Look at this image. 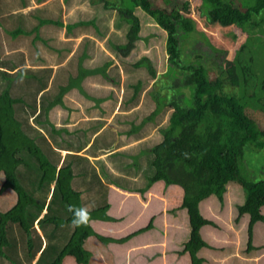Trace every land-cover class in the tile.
<instances>
[{"label":"trees","instance_id":"obj_1","mask_svg":"<svg viewBox=\"0 0 264 264\" xmlns=\"http://www.w3.org/2000/svg\"><path fill=\"white\" fill-rule=\"evenodd\" d=\"M43 1L35 0L37 4ZM15 2L0 0V24L2 26L4 22L9 26L7 30L11 29V37L34 31V27L30 31H26L25 27L24 12L30 18L34 13L22 10L27 8L28 1ZM200 4L201 13L208 21L223 25L240 24L250 19L257 22L264 12V0H254L243 9L235 7L233 0H200ZM103 5L117 10L119 21L127 25L126 40L116 44L118 49L115 50L122 56H126L134 48L135 41L141 38L140 21L134 12L137 7L149 14L166 32L167 68L164 76H167V79L161 81L159 89L148 92L154 102L152 111L142 116L137 110L140 105L129 114H123L124 118L118 121L124 125L122 134L138 140V145L150 143L145 151L139 149L138 154H131L132 160L127 163L139 176L145 177V183L138 191L146 190L158 180H163L165 185L176 184L182 188L180 207L186 209L190 226L189 238L182 250L188 251L191 264H200L202 258L197 256V251L208 246L201 236L200 229L207 224L215 226V223L202 216L198 204L211 194L223 202L226 185L229 181H235L245 192L243 202L236 205L235 221L244 213L249 215L246 250H251L253 226L257 221H264V179L247 178L241 172L240 163L245 157L246 149L260 150L264 147V128L248 113L256 110L259 104L247 96L249 91L245 80H239L231 71L221 79L214 72L213 64L209 63L210 57L196 48L187 53L189 58L182 59L184 53L181 39L188 38L191 32L193 35L201 34L213 52H220L207 40L203 32L196 29L195 21L191 17L179 15V9L187 12V1L179 5L173 0H156L154 4L153 0H120L119 5V1L115 3L104 0ZM68 25L70 24H67V27ZM7 61L8 63L0 61V66L17 70L15 73L0 70V75L7 79L0 91V175L3 179L0 194L11 188L16 193V201L9 209L0 212V259L5 260L7 264H30L39 252L33 264H62L67 255L72 256L78 264H88L90 255L84 248V242L88 236L96 233L89 230L87 223L71 230H68L69 227L65 228L66 238L58 243H54L58 241L55 240L57 231H54L57 225L54 224L52 230L49 226L53 218L65 224L70 223L71 210L83 208L81 189L73 186L75 177L80 175L81 183L88 189V169L81 167L74 171L77 160L82 157L78 152L86 146V143H81L74 147L79 141L78 129L71 130L67 137H61L58 141L59 127L48 121L50 108L58 104L63 106L61 98L66 88L60 86L62 88L57 89L54 94H48L54 77L50 79L51 68H32L24 63L13 66L14 63ZM131 65L137 68L146 67L152 79L156 76V71L146 56ZM63 67L65 66L60 68ZM100 67H93L89 71H102ZM62 71H67L65 77L70 73L66 68ZM34 72L38 73L37 76H34ZM101 73L105 75L104 71ZM12 74H15L16 78L19 76V82H24L26 86L34 84L29 93L32 96L29 102L21 96L11 95ZM79 74H85L84 70ZM56 77L58 80L57 74ZM76 78L72 79L71 84H77ZM131 84L132 92L121 99V111L141 104L139 96L142 82L136 79ZM260 87L263 88L262 85ZM108 99H111V106H114L117 101L115 97L109 95ZM106 100L105 97L100 98V101ZM22 106L29 109L21 111L24 110ZM19 111L25 114L23 118H20ZM166 113L167 121L162 125ZM29 117L34 119L37 125L48 124L49 138L42 127L28 125ZM25 129H31L32 135ZM153 129L161 133L160 142L151 143L154 136L148 135ZM81 133L87 136L86 132ZM96 139L86 149L87 153L94 156L100 154V151H94ZM103 147L108 148L105 144ZM113 148L116 149L117 145ZM63 149L66 150L64 155L60 153ZM149 167L152 169L151 173ZM21 170L23 171L20 172ZM103 174L107 177L106 173ZM95 181L101 183L98 178L94 179L93 184ZM23 183L27 184V188ZM114 183L119 186L118 179H115ZM103 204L88 210V216L99 219L97 209L106 210L108 206ZM105 219L109 220L110 217Z\"/></svg>","mask_w":264,"mask_h":264},{"label":"rangeland","instance_id":"obj_2","mask_svg":"<svg viewBox=\"0 0 264 264\" xmlns=\"http://www.w3.org/2000/svg\"><path fill=\"white\" fill-rule=\"evenodd\" d=\"M5 1L15 2V0ZM27 1V8H24L22 10H30L34 12V23L32 20L33 17H27L26 12H24V22L26 20L25 26H27L26 31L29 29V27L31 28V26L32 28L34 27V31L30 34L26 32L24 33L23 37H19L18 39L12 40L13 37L10 36L11 29L7 30L8 25L4 22L2 23V26L0 24V28H2V30L0 29V61L8 63L7 60H10L12 63H14L12 64L13 66L23 63H25V65H47L49 62H55V59H62L66 57V51L68 50H65L64 52L60 50L59 52L55 49L58 47L56 45H59L58 41L61 37L64 27L67 28L68 32H70L71 29L74 28L75 31L79 26V31H86L90 36H93L95 39L97 38V42L99 44L96 43L97 47H92L91 45L88 46V57L84 60V62L86 66L90 67L101 66L100 68L102 71L92 73L89 71L90 68L88 69V67H86V70L84 71L85 74H79V72L82 71L84 67L82 66L83 62L81 60H79V64L74 65V63L76 62L75 58L77 59V56L75 58L73 57V59L70 60L65 67L60 68L58 75L61 74V79L56 80V75L53 77V79L51 80L48 94H54L57 89L59 90L63 86L66 88L65 91L68 93L65 94V92V95H62L61 100L62 104L64 105L63 107H57L56 110L52 109L48 112V121H51L53 124L56 125V127H59L58 135L60 137H58L59 139L57 138L58 141L61 139V137H67L69 135L68 132H71V130L78 129L79 136H77V138L79 139V141L75 144L74 147L80 145L81 143H86L88 140V144L90 145V143L94 142L97 137L95 142L96 145L94 146V151L99 152L100 149H102L101 146L104 145L101 144L103 142L104 137L96 135L94 133L92 134V131L94 130L93 128H88L86 131H84L86 132L87 136L82 134L81 129L84 128L86 122H84L81 117H84V115L88 114L98 116L101 111H103L102 114L104 115L111 114V112H108L112 104L111 99H108L109 95L115 97V99L117 100L115 106H119V108H121V99L126 98L130 94V92H132L131 83H134L136 79H140V81L142 82V90L139 96V103L141 104L135 107V109H137L141 105V107L137 109L140 111L139 114L142 116L149 114L154 107V102L150 98L148 92H154V90L159 89L161 81L167 79V76H164V71L167 68V58L165 52L166 32L154 22V20L149 14L145 13L141 8L137 7L134 12L138 16L140 21L139 35L141 38L135 41L134 48L126 56H122L115 50L118 49L116 44L123 43L126 40L125 32L127 25L123 21H119L117 10H115L111 6L105 7L103 5L104 0H45L41 4H36L35 0ZM111 1L115 3H118L119 1L120 5V0ZM157 1L162 2V0ZM173 1L174 3L177 2V4L179 5L185 3L186 1L188 2L189 5L187 12L183 11L182 9H179V15L183 17H191L195 21L196 29H198V31L203 32L207 40L220 51L217 53L213 52L206 45V42L203 36L201 37V34L193 35V33L191 32L188 35V38L182 37L181 39V46L184 53L183 57L181 56L182 59L189 58L187 56V53L189 51L191 52L193 48H196L197 50H200V52L204 54L206 53L208 58L210 57L209 63L213 64L214 72L221 79L227 76L228 71H231L239 80H245V85H247V90L249 91L247 96L259 104V107L256 110L250 112L248 111V113L251 117L256 119L261 128H264V90L260 89V85H262L261 81H264V12L261 14L260 18L257 19V22H255L253 19H250V21L242 22L240 24L237 23L223 25L219 22H210L208 21V19H206L204 14L201 13L202 6L200 4V0ZM253 1L254 0H233V5L237 8L243 9L249 6ZM16 2H18V0ZM155 2L156 0H153V4ZM67 24L70 25H68L67 27ZM84 41H88V39H85ZM20 51H23L24 55L21 54ZM247 53H249V55H246ZM20 54L23 55L24 58L20 57ZM142 56L148 57L152 67L155 69L156 76L154 79L151 78L146 67L142 66L140 68H137L131 65L133 62L137 61ZM21 60H23V62ZM72 67H79V69H77L75 74H72L70 72L69 74H67V77H65L67 71L64 72L62 70L66 68L68 71H70L69 69ZM0 70L7 71L9 73H15L14 71H16L17 68H6L0 66ZM103 71L105 75L101 73ZM33 74L34 76H37L38 73L34 72ZM12 76L13 77L11 82V95L16 97L21 96L26 100V102H29L32 97L29 93L31 92L30 90L34 88V84H29L30 86H26L24 82H19V76L18 78H16L15 74H12ZM74 77H77L76 85L73 83L71 84V81L72 79H74ZM6 82L7 79H4V77L0 75V91L5 86ZM60 86L62 87L60 88ZM72 88L75 89L74 92L71 91ZM167 96L169 98V95ZM47 97L51 98L50 96ZM101 97H105L107 98V100L100 101ZM19 104L20 102L17 103V105ZM86 105L93 107V109L89 112H86L84 110V107H86ZM28 109L29 108H24V110L21 111H27ZM21 111H19L20 118L25 115ZM119 113L125 114L129 112L121 111ZM167 113L163 116L162 125L165 124L167 121ZM119 115H121L118 116L119 120L124 118L123 114ZM139 118L140 117L138 116V119ZM16 119L18 120V118ZM65 119L67 120L66 123ZM27 122L29 126L33 125L36 127H42L43 131L46 134L49 133L48 124L43 123L41 126L37 125L34 119H31L30 117L27 119ZM101 123V121L96 122L94 126ZM116 124L117 119H115L109 125L108 130H106V132L108 131L109 135L116 136V132L112 130L113 126H115ZM152 125H154L153 122ZM123 126L124 125L120 124L116 129L122 130ZM25 131L27 133L29 132L30 135H32L33 133L31 129H25ZM152 133L154 137L151 143H153L154 141L160 142L161 133L157 129H153ZM124 136L125 138L122 137V141L127 140V135L124 134ZM47 137L49 138L48 134ZM89 145L87 147L85 146V149L83 151L78 152V155L82 157L81 159L77 160L74 168V171H77L81 167V169H88V173L86 174L88 189H86L85 184L81 183L80 175L74 178L73 186L81 189V200L82 202H84L82 207L86 208L87 210H93V208H96L98 205H104L103 203H106L109 206V201L107 200V198H105L106 191L110 188V183L116 185L114 182L115 179H117V176L113 175V173L109 170L107 164L111 166V163H117L122 161L121 163L125 162L123 163L122 168L127 170L130 168L129 164L127 163H130L132 160L130 154H138L139 149L145 151V148H148L150 143L148 142L144 146L142 144H137L135 149L131 148L129 152L125 153H122L124 151L122 149L123 151L119 154L120 157H122L120 159L117 158L114 154H106L104 158L93 157V154L87 153L86 151ZM142 146L143 148H141ZM60 153L64 155L66 154V150H60ZM98 155L100 154H97V156ZM128 156L130 157V159L125 158ZM244 156L245 157L241 162L242 164L240 163L241 172L247 178L250 179H264V147L260 150L249 149L248 151L246 149ZM147 157H149V154L147 155ZM110 159L114 160L108 162ZM111 167L114 168L113 166ZM22 171L23 170H21L20 172ZM149 171L151 173V167H149ZM103 173H106L107 177ZM0 174L2 173L0 172ZM93 174H95L94 177ZM95 178H98L102 184L100 182L97 183L96 181L93 184ZM2 180L3 179L0 175V184ZM144 183L145 177L142 178L140 175V181L138 184H140V186H143ZM130 184L134 185L135 182L129 179L127 185L129 186ZM26 185L27 184L23 183V186L25 188H27ZM174 185L176 184H172L171 186ZM163 186L167 185H165L163 180H158V184L154 186V190L160 191ZM100 187L105 191L102 192V195H100L99 193ZM174 188L177 191H168L166 196L169 199V203L171 202V205L174 204V202L176 201H182L183 193L181 187L177 185ZM144 191H139V193H143ZM244 195L245 192L239 184H237L235 181H229L226 185V191L223 194V202H220V200L214 194H211L206 198L202 199L198 204L202 216L207 219H211L215 223H217V226L219 225L217 229L219 231L218 233L222 235L225 239L227 236H229L230 238L233 236L235 237V234L230 232L231 229H236L233 228V218L237 216L236 205L238 203L243 202ZM110 196H113L112 202L114 201L115 205H117L116 200L119 199V195H117L116 192L113 191L111 192ZM104 198L106 199L105 201ZM15 201L16 193L11 188H7L6 190H4V192L0 194V212H4L9 209L15 203ZM128 202L130 204L134 202L136 203L135 199L132 197H129L127 199V203ZM137 204L138 203H136V205ZM153 204L151 206L152 209L160 207V202L158 201H155ZM132 205L133 204H131L130 207ZM108 206V210L99 208L96 211L98 212V221L108 222L105 223L107 224V226H103L104 231H102V228L97 224L98 222H96L95 218H91L90 216H88L89 218L87 225L89 226V230L96 233V235L91 234L84 242V248L88 251L90 255L89 261L91 262V264H98L100 256L107 258L110 262H113V264H121L125 261V248H118L119 251L113 253V251L106 247L110 244L111 241L122 243L126 240H129V235H127L126 237L125 235L122 236L114 234L111 235L112 237L108 235L110 233L107 232V229H112L113 227V224L111 223V218H114L119 215V213L116 212L115 209H111V204L110 207ZM136 209L137 208L131 211L132 215H130L129 217L133 218L134 215H138L139 212L136 211ZM43 210H45V208ZM147 211L148 210L144 212L142 211L139 214L137 223L144 221L147 223L149 218ZM43 213L44 211L41 213V215ZM54 213H52V215ZM262 213L264 214V207L262 208ZM101 216L103 218H101ZM108 217H110V219L106 220L105 218ZM129 220L130 219H128V221ZM242 221L243 223L240 227L241 230L240 232L238 231V234L236 235L238 238V242L240 243L239 248L241 247L244 249L247 245V215L244 217V219H242ZM183 223V230L189 229L188 221L186 222V220H184ZM54 224L57 225L56 229H54V231H57L55 240H58L57 242L54 241V243H58L59 240L62 242L63 240H65L64 238H66V235L64 234L65 228L68 229L69 227L68 230H71L72 227L70 226L69 222L66 223L68 225L66 227L65 222H62L61 220L59 222L57 218H53L50 220L49 223L50 230H52V228L55 226ZM133 225L134 223L132 224V226ZM135 226L137 227L138 224ZM209 228H212V226L206 225L202 229L201 233L204 236L207 233H212ZM234 231L236 230H233V232ZM184 232V237L188 238V233L186 234V231ZM215 242L216 244H213L210 240V244L217 246L214 250L215 253H210V257L214 259L206 260L205 263H203L202 260L200 264H240L238 261H234V258H231L227 262L219 263L220 258H222L225 255V252L230 250L232 247H228L227 244L220 243L221 241L219 239ZM126 243L131 244L132 241H127ZM179 244L180 243H178V245ZM252 244L254 246L264 244V221H257L254 224ZM253 247L251 249H253ZM254 248L256 252H259L261 249L259 247V249H256L257 247ZM202 252L206 254L209 253L207 249H204ZM204 253L201 255V257L207 258ZM72 261H74V259L66 261L65 264H72ZM0 264L7 263L5 260L0 259ZM128 264H137V261L131 258V261ZM138 264H145V260H142V262H138Z\"/></svg>","mask_w":264,"mask_h":264},{"label":"crops","instance_id":"obj_3","mask_svg":"<svg viewBox=\"0 0 264 264\" xmlns=\"http://www.w3.org/2000/svg\"><path fill=\"white\" fill-rule=\"evenodd\" d=\"M41 3H39V4H41ZM32 20L34 23V18ZM25 27L27 28V26H25ZM31 28H32V26H31ZM31 28L29 27V31ZM0 29L2 30V28H0ZM79 30H80V28L78 26L75 31L73 28V29H71L70 32H68V31H66L65 27H64V30L62 31L61 37L58 41L59 45H56L58 47L55 49L59 52H60V50H62L63 52L65 50H68V51H66L67 52L66 57H64L62 59H55L56 60L55 62H52V63L49 62L47 65L40 64V65H26V66H29L32 68H36V67H44V68L49 67V68H51L52 70H51V74H50V79L53 76H55L56 74L58 75V72H59L58 69L60 67H62V65L66 66V64H68L69 61L72 60L73 57L75 58L76 56H77V59L75 58L76 62L74 63V65L79 64V60H81L83 62L82 66L84 67V69H83L84 71L86 70L85 69L86 67H88V69L89 68L92 69L93 67H97V66H92V67L86 66L85 62H84V60L87 59V57H88V48H89L88 46L91 45L92 47L93 46L97 47V44H96V43H98L97 38L95 39L93 36H90L86 31L81 32ZM30 33L31 32H29V34ZM23 36H24V33H21V34L19 33L17 36L13 37L12 40L18 39L19 37H23ZM85 39H88V41H84ZM102 41H103V39H102ZM20 53L24 55L23 51H20ZM23 55H21L20 57L24 58ZM50 60H52V59H50ZM24 65H25V63H24ZM77 69H79V67H72L69 70L72 74H75ZM59 75H58V78L60 77L59 79H61V74H59ZM263 82H262V85L264 86ZM260 89L264 90V87L263 88L260 87ZM71 91L74 92L75 89L72 88ZM67 93L68 92H66L65 94H67ZM79 93H80V91H79ZM63 106L58 104V105H55L52 108H50V110H52V109L56 110L57 107L61 108ZM92 109H93V107H90L88 105H86V107H84V110L86 112H89ZM131 110H135V107H134V109L128 108L124 112L130 113ZM104 111H106V110H104ZM102 112L103 111H101V113H99L98 116H95L93 114L84 115V117L82 116L81 118L84 122H86V125L84 126L83 129H81V131H86L88 128H93L94 130L92 131V134L94 133L96 135H100V136L104 137L103 142L101 144H105L107 146L111 145V147L108 146V148L107 147L103 148V146H101L102 149H100V151H105V152H101L100 155L93 156V157L104 158V156L106 154L107 155L114 154L117 158L120 159V158H122L119 155L120 152H122L124 150L122 153H125V152H129V150L131 148L135 149L136 148L135 145L137 143H139V141L135 140L134 138H129V137H127V140L122 141V137L125 138V136H124V134H122V130L116 129L120 125L118 122L119 121L118 116H121V115H119V114H124V113H119V112H121L119 106H115V105L111 106L110 109L108 110V112H111V114L104 115V114H102ZM129 113H125V114H129ZM79 118H77V119H79ZM115 119H117V124L115 126H113L112 130H114L116 132V136H118V137L111 136L108 134V131L106 132V130H108L109 125ZM66 121L67 120L65 119V123H66ZM100 121L102 122L101 124H97L96 126H94L96 124V122H100ZM152 134L153 133L150 132V134L148 136H150ZM88 141L86 142V147L89 145ZM115 144L117 145L116 149L113 148L115 146ZM89 158H90V156H89ZM125 158L130 159L129 156L125 157ZM113 160L114 159H112V160L110 159L108 162H111ZM121 162L122 161L117 162V163H111L110 165L113 166L114 168H112L111 166H109L107 164V166L109 167V170L113 173V175L117 176V179L119 181V186H121V187H119L118 185H114L113 183L112 184L110 183L109 184L110 188L106 191V197L105 198H107V200L109 201L108 207H110V204H111V206H112L111 209H115V211L119 213V215H117L116 217L111 219V221H112L111 223L113 224V227H112V229L111 228L107 229V232L110 233V234H108L109 236L115 234V235H122V236L125 235V237H126L127 235H129L128 236L129 240H126L124 242H122L123 241L122 240L121 241L122 243H120V242L117 243V242L111 241L110 244L107 245L106 247H108L111 251H113V253L118 252L119 251L118 248H125V251H124V253L126 254L124 256L125 261L122 262L121 264H128L131 261V258H133L135 261H137V264H138V262H142V260H145V264H185V262H186V264H187V262H188V264H191V259H190V255H189L188 251L182 250L184 247V243L189 238V230H190V226H189V229L183 230L184 220H186V222L188 221V219H187L188 215L186 217V214H187L186 209L180 207L181 201H176V202H174V204L171 205L170 204L171 202L169 203V199L166 197L168 191H171V190L175 191L176 190L174 187L177 185L171 186L172 184H169L167 186H163L160 191H155L154 186L156 184H158V181H156L151 186H149V188H147L146 191H144L143 193H139L138 188L142 187V186H140V184H138L140 181V176L137 174V171L133 168H130L127 170L123 169L122 168L123 163H125V162H123V163H121ZM129 179L133 180L135 182V184L134 185L130 184L128 186L127 183L129 181ZM99 189H100L99 193H100V195H102V192H105V191L101 187ZM131 189H134V190H131ZM113 191L116 192L117 195H119V199L116 200L117 205H115L114 201L112 202L113 196H110L111 192H113ZM129 197L134 198L136 203H138V204L136 205L135 202L131 203L133 205L130 207L131 204L129 202L127 203V199ZM105 198H104V201L106 200ZM155 201L160 202V207L152 209L151 206ZM83 204H84V202H82V205ZM238 204H241V203H238ZM135 208H137L136 211L139 212L138 215H134L133 218L129 217L130 215H132L131 211ZM146 210H148L147 212L149 215L147 223L145 221L144 222L138 221L139 223H137V219L139 217V214L142 211L144 212ZM246 215H247L248 220H249V215L247 213L242 214L239 217L238 221H235L236 216L233 218V228H236V229H231L230 233L235 234V237L233 236L230 238L229 236H227L225 239L222 235H220L218 233L219 231L217 229H218L219 225L217 226V223H215L213 220L212 221L215 223L216 226L213 227V225L207 224V225L212 226V228H209L212 233H207L204 236L201 232H202V229L206 225L201 227V229H200L201 236H202L203 240L204 241L206 240L205 242L208 244V246L202 247L197 251V256L202 258L203 263H205L206 260H209V259L213 260L214 259V258L212 259L210 257V253L211 252L215 253L214 250L217 246L210 244V240H211V243L216 244L215 241H217L219 239L221 241L220 243H224V244H227L228 247H232L230 250L225 252V255L222 258H220L219 263L227 262L231 258H234V261H238L240 264H249V263L264 264V259H263L264 258V244H259V245H255V246L252 244L254 247H257L256 249L261 248L259 252H256V250H254L255 248H253L251 250H246V248L243 249L241 247L239 248L240 243L238 242V238H237L236 234H238V231L240 232V230H241L240 227L242 226V223H243L242 219H244V217ZM128 219H130V220L128 221ZM95 220H96V222H98L97 224L102 228V231H104L103 226H107V224H105V223H108V222H101V221H98V219H95ZM118 223H121V224H118ZM133 223H134V225L132 226ZM137 224H138V226L136 227L135 225H137ZM188 224H189V221H188ZM233 230H236V231L233 232ZM125 231H127V232H125ZM184 231H186V234L188 233V238L184 237V235H185ZM185 238H186V240H185ZM127 241H129V242L132 241V243L127 244L126 243ZM178 243H180V244L178 245ZM246 243H247V241H246ZM118 244H120V245H118ZM204 249H207V251L209 253L206 254V253L202 252ZM203 253L205 254V256L207 258L201 257V255ZM38 256H39V252H37V254L34 256V258L31 260L30 264L35 263ZM72 259H74L72 256L67 255L63 258L62 263L65 264L66 261L72 260ZM72 264H78V263H76L74 260V261H72ZM89 264H91L90 261H89ZM98 264H113V262H110L107 258L100 256Z\"/></svg>","mask_w":264,"mask_h":264},{"label":"clouds","instance_id":"obj_4","mask_svg":"<svg viewBox=\"0 0 264 264\" xmlns=\"http://www.w3.org/2000/svg\"><path fill=\"white\" fill-rule=\"evenodd\" d=\"M71 211H72V219L70 222V226L72 228H77L88 222L89 217H88V210L86 208H78Z\"/></svg>","mask_w":264,"mask_h":264}]
</instances>
